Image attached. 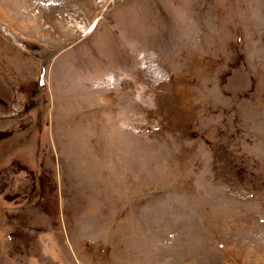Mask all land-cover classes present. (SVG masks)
Returning a JSON list of instances; mask_svg holds the SVG:
<instances>
[{"label": "rangeland", "instance_id": "1", "mask_svg": "<svg viewBox=\"0 0 264 264\" xmlns=\"http://www.w3.org/2000/svg\"><path fill=\"white\" fill-rule=\"evenodd\" d=\"M0 264H264V0H0Z\"/></svg>", "mask_w": 264, "mask_h": 264}, {"label": "water", "instance_id": "2", "mask_svg": "<svg viewBox=\"0 0 264 264\" xmlns=\"http://www.w3.org/2000/svg\"><path fill=\"white\" fill-rule=\"evenodd\" d=\"M61 50H64V47L61 48L60 51H61ZM41 76H42V70H41V72H40V77H39V81H40V83L42 82Z\"/></svg>", "mask_w": 264, "mask_h": 264}, {"label": "crops", "instance_id": "3", "mask_svg": "<svg viewBox=\"0 0 264 264\" xmlns=\"http://www.w3.org/2000/svg\"><path fill=\"white\" fill-rule=\"evenodd\" d=\"M65 48H66V47H65ZM65 48H64V50H65ZM51 58H53V56H52Z\"/></svg>", "mask_w": 264, "mask_h": 264}]
</instances>
